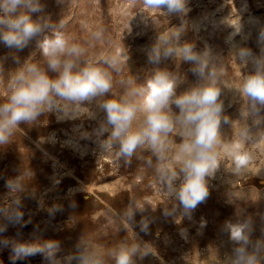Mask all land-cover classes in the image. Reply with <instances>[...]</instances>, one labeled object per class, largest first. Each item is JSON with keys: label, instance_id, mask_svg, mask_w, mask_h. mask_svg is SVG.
Instances as JSON below:
<instances>
[{"label": "rangeland", "instance_id": "obj_1", "mask_svg": "<svg viewBox=\"0 0 264 264\" xmlns=\"http://www.w3.org/2000/svg\"><path fill=\"white\" fill-rule=\"evenodd\" d=\"M40 2L43 11L38 17L50 27L23 51L0 44V103L10 94L11 76L25 63L37 64L56 78L39 47V41L54 31L84 49L79 66L91 62L107 70L112 89L103 97L68 104L64 112H45L32 123L21 124L9 143L0 146V225H6L0 241H57L61 264H75L69 258L78 246L97 251L105 264H115L110 253L122 243L139 247L134 264H232L236 245L228 224L249 223L252 244L264 242V108L253 114L240 91L253 66L238 57L239 47L259 55L264 0H187L188 11L183 14L146 8L143 0ZM237 28L240 34L230 41ZM100 30L101 37L94 38ZM175 32H180L177 44L191 43L197 52L206 47L210 51L208 71L216 73L223 105L214 149L218 167L206 178L208 198L191 212V219L168 193L160 171L167 166L179 171L174 159L183 140L179 127L167 137L164 161L148 147L138 148L130 158L119 155L118 144L105 149L108 133L100 132L105 113L99 105L144 86L157 71L176 77L177 96L207 83L190 71L194 65L181 58L149 62V50L159 37L172 38ZM241 35L248 40L243 43ZM112 59L114 67L105 63ZM172 112L178 114L174 105ZM142 119L143 113H138L133 127ZM244 130L247 138L241 137ZM234 152L251 156L240 172L235 171ZM9 179H19L23 190L9 192L5 187ZM182 179L181 174L173 186ZM17 199L23 224L6 219ZM129 210L134 212L131 219ZM141 222L148 224L147 233L141 231ZM145 251L148 255H143ZM258 256L259 264H264V247ZM13 258L11 247L0 244V264H13ZM15 264H43V258L41 254L20 257Z\"/></svg>", "mask_w": 264, "mask_h": 264}, {"label": "clouds", "instance_id": "obj_2", "mask_svg": "<svg viewBox=\"0 0 264 264\" xmlns=\"http://www.w3.org/2000/svg\"><path fill=\"white\" fill-rule=\"evenodd\" d=\"M187 0H143L149 9H162L169 14H183L188 11ZM43 11L40 0H0V44L9 49L23 51L33 39L39 37L50 25L42 23L38 14ZM34 16L37 18L34 19ZM240 34V29L229 37ZM102 30L93 33L99 39ZM180 32L172 38L160 36L158 42L149 50L148 60L158 64L161 59L178 57L194 65L190 71L207 83L194 87L183 95L175 93L176 77L163 71H157L142 87L131 88L119 100L108 99L99 107L105 113V125L101 133H108L102 147L112 148L118 144L119 155L130 158L138 148L148 147L157 159H167V137L177 127L183 140L174 157L179 171L170 166L160 169L167 181L168 193L179 201L184 214L191 219L193 212L204 203L209 195L207 177L218 167L215 146L218 143V129L221 123L223 105L219 102L220 89L216 86V73L208 71L210 51H195V45H179ZM249 37L241 35L244 43ZM236 46V45H234ZM257 46L259 55L249 47H239L238 57L241 62L251 63L252 72L245 77L240 91L248 98L253 114L264 108V31L258 32ZM39 47L47 58L48 69L56 73L50 78L47 71L34 63H25L10 78L9 95L6 102L0 103V146L9 143L21 124L32 123L45 112H64L68 104H80L103 97L112 89V76L102 67L88 62L79 66V58L84 49L75 43H69L63 33L54 31L51 37L44 36ZM110 66L116 61L106 60ZM140 100L137 102L136 98ZM61 102H64L62 106ZM172 105L178 110L173 114ZM138 113H143L142 122L133 127ZM227 123V118H225ZM247 138V130L241 132ZM237 149L239 145L236 146ZM235 171L244 169L251 156L246 152H234ZM182 174V183L173 186V181ZM5 187L11 193L21 192L23 186L19 179H9ZM16 207L6 217L8 223L23 224L20 201L15 200ZM59 211V209H53ZM129 219L134 215L127 213ZM148 224L141 222V231L147 233ZM229 236L236 245L233 248L232 264H259L258 252L264 242L255 245L250 240L252 231L249 223L228 224ZM6 231V225H0V233ZM5 247H11L14 253L13 264L20 257L41 254L43 264H61L57 258L59 243L47 240L43 243L8 240L0 241ZM251 249V250H250ZM140 253L136 245L120 244L110 253L115 264H134V257ZM143 255H148L145 251ZM75 264H105L103 256L94 249L78 246L69 258Z\"/></svg>", "mask_w": 264, "mask_h": 264}]
</instances>
